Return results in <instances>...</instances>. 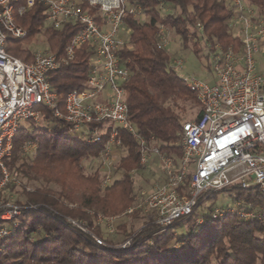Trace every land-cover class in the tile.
I'll use <instances>...</instances> for the list:
<instances>
[{
  "label": "trees",
  "instance_id": "16d2710c",
  "mask_svg": "<svg viewBox=\"0 0 264 264\" xmlns=\"http://www.w3.org/2000/svg\"><path fill=\"white\" fill-rule=\"evenodd\" d=\"M129 1L139 5L148 16L146 22L126 18L131 30L130 48L119 54L130 72L124 85L129 118L147 146H156L161 154L180 155V146L175 144L181 139L182 121L173 107L179 101L192 100L197 105L198 102L195 94L168 68L169 54L157 48L156 25L171 30L179 36L184 48L191 46L196 55L207 60V55L201 54L202 46L200 49L191 42L197 36L195 23L203 25L209 40H216L223 49L232 46L237 50L241 44L227 25L232 11L225 0ZM247 1L258 6L264 15V0ZM160 2L170 10L168 13L158 10ZM45 10L41 1L35 0L24 15L15 16V23L26 31V37L8 36L5 50L9 54L30 62L33 51L23 45L41 35L52 53L63 55L79 26L66 24L54 30L46 25ZM171 10L179 13L174 15ZM90 55L87 46L80 47L71 62L48 75L57 94L56 107L40 105L39 122L28 121L14 137L9 166L22 180L21 195L33 207L22 212L21 227L0 240V264H264V220L246 221L232 214L207 222L208 216L202 213L201 217L206 220L198 223L196 211L202 207L206 194L198 199L189 217L179 218L165 228L147 221L130 235L133 239L124 248L99 246L93 241V234L100 236L94 225L99 215L115 217L132 205V172L144 170V167L140 165L137 141L120 129L118 136L122 145L119 149L123 154L116 168L123 172L122 178L102 189L99 171L87 174L84 170V161L91 164L105 151L111 129L105 122L93 124L92 128L101 132V140L91 143L83 131L71 132L70 125L62 117L66 94L84 88ZM56 110L60 117L54 116ZM28 140L36 145L33 156L22 152V145ZM29 185L30 190L26 191ZM252 190H256L255 187L245 191ZM236 200L242 198L238 195L234 197ZM242 201L243 207L249 203L255 209L264 207V197L258 193L253 198L248 194ZM69 220L80 224L87 232ZM182 224L187 225L186 230L176 235L175 230ZM41 235L34 241V237ZM172 241L179 244L177 249H169Z\"/></svg>",
  "mask_w": 264,
  "mask_h": 264
},
{
  "label": "built area",
  "instance_id": "2783aa9c",
  "mask_svg": "<svg viewBox=\"0 0 264 264\" xmlns=\"http://www.w3.org/2000/svg\"><path fill=\"white\" fill-rule=\"evenodd\" d=\"M39 1L45 6L49 27L60 30L66 24H77L79 30L62 56L49 49L33 51L32 60L26 62L9 54L5 46L8 36L26 37V31L15 23V16L24 15L35 0H0V240L20 228L22 212L33 207L7 196L11 189L23 186L19 176L5 164L12 156L14 137L25 122H39L40 105L56 107L57 94L48 75L71 62L83 46L91 50L87 81L83 89L66 94L62 116L70 131H83L89 142H99L101 132L92 127L105 122L111 129L104 155L112 147H121V129L137 141L142 166H147L151 155L158 159L160 175L136 192L132 205L122 215L138 213L151 224L165 228L179 218L189 217L203 194L205 202L212 193L230 187H255L264 197V15L258 6L247 0H225L232 11L228 29L241 44L237 50L232 46L223 49L216 40L206 37L200 22L195 23L197 36L193 41L202 46L201 54H206L212 64L209 82L178 73L183 60L169 59L168 68L195 94L199 106L197 118L182 123L178 157L147 146L129 118L124 85L130 72L119 54L130 48L131 30L126 18L148 21L142 8L129 0ZM158 10L163 14L168 11L162 2ZM156 27L157 48L168 53L169 29L161 24ZM54 116L61 115L56 110ZM35 150L33 141L22 145L24 154L33 156ZM111 182L109 173L103 175L102 187ZM243 206L242 200L234 201L233 206H214L207 213V222L232 214L246 221L264 220V207L255 209L250 203ZM116 218L99 215L97 220L112 223ZM92 239L106 246L97 236L92 235Z\"/></svg>",
  "mask_w": 264,
  "mask_h": 264
},
{
  "label": "rangeland",
  "instance_id": "374dc122",
  "mask_svg": "<svg viewBox=\"0 0 264 264\" xmlns=\"http://www.w3.org/2000/svg\"><path fill=\"white\" fill-rule=\"evenodd\" d=\"M170 10L167 11V13ZM172 11V10H171ZM174 15L179 13L178 10L172 11ZM46 25L49 27V24L46 23ZM192 44H196V46L200 47L201 45L199 43H196L192 39ZM24 48L30 47L31 51H45L48 50L47 44L45 42V39L41 35H37L34 37V39L29 43L28 45H23ZM169 59H177L180 58L183 60V67L177 71L178 73H181L183 75H193L197 79L202 81H210L212 73V64H209V60L200 58L199 55H196L192 49L191 46L188 48H184L181 44V40L179 36L175 35L171 30H169ZM174 111L178 113V115L181 117V121H192L195 118H197L199 114V106L195 104L192 100L187 101H179L177 103V106L173 107ZM25 122L24 124H26ZM28 125V124H27ZM29 126V125H28ZM180 141L176 142V146L179 147ZM150 147H153L151 145ZM181 149V148H180ZM123 154V150L119 148L112 147L109 151L108 155H104V153L100 154L98 158L92 160L91 164H88L87 161L83 162V167L85 172L92 173L94 171H99L100 176V187L104 189L105 187H102V179L103 175L108 174L111 177V185L114 182V180H118L122 178L123 172L118 171L116 168V165L119 161L120 156ZM173 154V153H172ZM175 156L180 157L179 154L174 153ZM152 157L149 158V162L146 165H141L142 167L146 168V170H140L132 172L133 177V183H134V191L132 193L133 200L135 198V194L138 190L141 188H145L146 182L150 179V177L157 171L158 172V163L157 160H152ZM6 166L11 170L9 166V162L5 163ZM147 167L149 169H147ZM30 187V185H29ZM51 188H56L54 185H50ZM258 193L256 190L252 191H245L240 188H228L226 190L212 193L209 198L202 203V207L198 208L196 211V218L197 221H204L206 219L202 218V213H206L208 216V212L212 209L214 206H233L234 203V197L240 196V198L245 199L248 194L253 198L255 194ZM7 196L9 198H12L13 200L17 202H23L25 201L24 196L21 195L20 189L14 188L7 192ZM211 204V205H210ZM209 207V209H208ZM126 210V209H125ZM124 210V211H125ZM123 211V212H124ZM123 212L118 215L116 220H114L112 223H109L107 221H98L97 218L94 220V225L98 228L100 232V236H97L98 238L102 239L106 246L108 248H124L121 247L123 245H126V242L132 241L133 235L131 234L139 231L146 223L147 219L145 217H142L141 215H138L136 217L132 216H126L122 215ZM116 217V216H115ZM187 225L182 224L179 228L175 230L176 235L183 234L186 230ZM94 231V227L92 228ZM94 235V234H93ZM130 236V237H129ZM41 236L34 237V241L37 240V238H41ZM128 246V245H126ZM179 247V244L175 241H172L169 245V249H177Z\"/></svg>",
  "mask_w": 264,
  "mask_h": 264
},
{
  "label": "crops",
  "instance_id": "0c3cea01",
  "mask_svg": "<svg viewBox=\"0 0 264 264\" xmlns=\"http://www.w3.org/2000/svg\"><path fill=\"white\" fill-rule=\"evenodd\" d=\"M150 157H152V160H157V163H158V159H157V157L156 156H154V155H151ZM151 160V161H152ZM158 167H159V165H158ZM147 169H149V168H147ZM144 170H146V168H144ZM155 175H160V171H159V169H158V172L156 171L151 177H150V179L148 180V182H146V187H148L149 186V184L153 181V178L155 177Z\"/></svg>",
  "mask_w": 264,
  "mask_h": 264
}]
</instances>
